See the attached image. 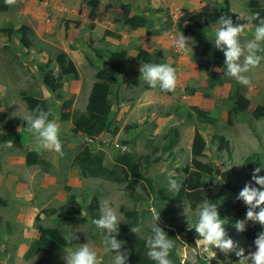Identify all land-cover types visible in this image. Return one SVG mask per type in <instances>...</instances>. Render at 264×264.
<instances>
[{"label":"rangeland","instance_id":"obj_1","mask_svg":"<svg viewBox=\"0 0 264 264\" xmlns=\"http://www.w3.org/2000/svg\"><path fill=\"white\" fill-rule=\"evenodd\" d=\"M134 2L43 0L38 3L35 0H16L15 5L1 8L0 29L9 28L13 33L10 37L0 33V264H65L63 256L86 242L98 252L102 264H113L114 253L102 251L103 235L90 224L88 206L91 200L100 205L108 199L123 214L126 209L136 208L141 231L134 235V239L151 236L155 224L153 210L162 212L166 205L155 200L149 190L139 191L144 200L134 205L125 195V184L114 183L107 178V173H103V177L89 178L86 167L92 155L103 154L102 165L109 170L117 153L133 152L146 165V176L154 179L156 187H165L171 198L177 193L169 191L170 175L178 183L185 179L192 182L183 168L190 165V148L195 133L200 134L207 144L202 157L197 159L212 163L218 169L215 176L206 180L208 188L203 189L209 196L208 200L217 205L228 235L244 248L245 254L255 251L253 241L247 240L233 227L237 219L225 210L220 197L230 194L227 189L230 184L241 189L245 183L257 186L251 180L256 168L261 169L258 175L264 176V118L258 116V108L264 107V60L247 73L252 80L249 88L228 77L226 69L204 70L199 57L204 43L214 42L218 26L200 17L203 12H209L224 2L233 23L246 24L242 42L253 37L256 23L252 20L248 25L247 22L254 14L244 5V0H201L200 6L190 12L199 20L192 33H183L176 28L180 13L175 19L169 15L171 22L168 17L155 22L157 28L148 25L134 32L120 21L122 15L132 11ZM260 5L264 8V0H260ZM91 10L95 12L97 23L89 19ZM239 14H243V21L237 19ZM18 29L27 46L20 40L22 35L15 33ZM181 33L194 39L193 54L184 55L173 46V39ZM158 37L166 43L162 49L155 47L156 40L152 39ZM138 41L152 51L163 52L166 57L158 62L176 69L178 84L174 92L165 94L159 87H147L148 84L140 78L139 68L144 63L133 60ZM117 48L127 57L126 71L116 76L117 83L112 87V95L104 111L111 119L109 130L116 126L117 133L114 136L105 133L90 143L85 137L70 133L69 118L73 111H84L95 74L107 69L105 60L108 53ZM61 52H65L73 62L76 76L63 78V98L58 100L55 93L46 90L41 75L46 64L55 68V58ZM191 91L194 97H191ZM229 94L246 97L248 110L228 116L227 111L231 108L227 100ZM26 95L47 100L49 112L60 126L63 156L39 149L32 134L22 129L23 117L28 114L22 99ZM70 98L72 105L65 113L67 117L60 121L61 103ZM193 107L212 115L216 119L215 125H199ZM128 126L135 127L129 129ZM214 134L227 138L229 152L217 151L211 145L210 139ZM172 141L175 144L171 145ZM121 142H128L125 149ZM29 152L37 155L36 164L31 166L25 164ZM145 158L148 164L144 162ZM89 170L93 167L90 166ZM212 195L215 197L211 198ZM176 204L173 220L166 227L177 236L179 243L175 254L180 258V264H236L238 258L234 253L226 256L213 249L217 256L209 261L196 242L194 248L184 245L183 233H179V229H189L188 225L196 222L200 207L191 209L183 200ZM62 206L77 210L74 219H86L83 224H70L64 228L66 234L75 232L77 239L66 248L42 250L25 257L30 244L39 236V228L58 225L63 218L59 213ZM166 219L161 216L157 223ZM253 224L249 222V226ZM168 229L164 230L169 232ZM124 250H127L125 245L121 251Z\"/></svg>","mask_w":264,"mask_h":264},{"label":"trees","instance_id":"obj_2","mask_svg":"<svg viewBox=\"0 0 264 264\" xmlns=\"http://www.w3.org/2000/svg\"><path fill=\"white\" fill-rule=\"evenodd\" d=\"M36 1L40 2L42 0ZM5 5V0H0V10ZM219 5V7H214L209 12H203L200 17L212 24L217 23L218 18L222 15L230 17L232 16L224 2L223 4ZM247 5L252 14L259 13L260 17L264 18V9L257 1L250 0L247 2ZM154 11L158 12L159 10ZM89 17L93 18L94 12H90ZM120 20L124 25L131 29L143 28L147 25V20L139 15L128 16V14H124L121 16ZM254 22L258 23V21L255 20ZM184 24L187 25V29L183 27ZM198 25V17L192 14H184L179 17L178 21L176 22V28L183 33H188V31L192 33L194 29L198 27ZM0 33L4 35L6 34L10 37L13 31L9 28L0 29ZM15 33H20L22 35L20 40L24 45L27 46L28 44L22 32L18 29L15 31ZM135 48L136 55L133 60L135 59V61L141 63L160 64L158 60L162 57L161 51L155 50L149 52L143 49L140 45H137ZM199 57L203 61L202 65L204 69L207 71L212 69L223 71L226 69L224 66L225 58L223 53L217 50L214 47V43L211 41H206L204 43L202 49L199 52ZM126 62L127 57L122 51L116 50L114 52L108 53L107 61L105 62L107 69H101L95 74V81L91 85L84 111H73L71 114V134L74 136L81 135L89 139L91 141L90 143H94L105 133H108L111 136L116 135L117 127H113L112 131L109 130L111 119L105 114L104 111L108 99L112 95V87L117 83L116 76L123 75L126 71ZM42 73V84L49 93H55L56 99L60 100L63 98V78L70 75L76 76V68L68 56L64 52H61L55 58V68L49 66V64H46V67ZM147 87H149V85H147ZM22 99L29 113L37 107L49 112L47 102L43 99L31 95L23 96ZM227 99L233 104L228 116H231L232 114L239 115L240 113L247 110L249 101L243 97L242 94H229ZM71 105V98L68 100H63L60 107L61 120L65 119L64 117H66L67 114L64 113H68ZM192 109L197 114V121L199 125H215L216 120L215 118L211 117L209 113L202 111L197 107H193ZM258 115L264 118V107L258 108ZM49 120H51V115H49ZM26 126V121H24L22 124V129L25 131H27ZM134 127L135 126H128L129 129ZM121 143L124 146L128 145V142ZM210 143L217 148V151H230L229 141L223 135L214 134L210 139ZM170 144H175V142L172 141ZM204 148V139L200 134L195 133L191 142L190 165L183 168V172L192 180V182L190 183L187 181V179H185L186 181L184 180L182 183H180L181 189L179 193L171 198L168 197L167 189L165 187H156L154 179L148 178L146 176V165L144 166V163H142V161L130 151L117 153L114 157V164L109 170H106V168H104L102 165L103 154L99 153L92 155L91 160H89L88 166L86 167L88 170V172L86 171V174L89 178H96L103 177V173H107V178L112 180L114 183L119 185L125 184V195L129 200L133 201L134 205L144 200V197L141 196L140 193L147 192L149 190L151 196H153L155 200H158L159 203L164 202V205H166L165 210L160 212V218L161 216H164L167 217V219L162 220L159 226L163 229H168L166 227L169 226L167 223L173 220V215L176 213V203L183 200L187 202L191 209H195L209 198L208 194L204 191L205 188H208V182L206 180L215 176L218 173V169L212 163H203L197 159L202 157ZM36 157L37 155L34 152L27 153L25 157V164L27 166L36 164ZM144 162L148 164L147 158H145ZM90 166L93 167V170H89ZM227 189L230 191V194H225L220 197L225 210L232 212L233 216L238 220H243L246 215L247 206L243 203V201L237 199L240 188L237 187L236 184H230L227 186ZM213 197L215 196L212 195L211 198ZM92 200V203H90L88 206L90 224L96 232L103 235L102 232L97 229L95 224L92 222L94 219L99 218V205L97 204L96 200ZM59 213L63 218L56 227L38 229L39 236L37 240L30 244L25 257L33 255L41 250L53 251L70 245L63 239L66 233L62 228L70 224L76 225L78 223L83 224L86 222L85 218L74 219V217L77 215V210L73 208L62 206L59 209ZM124 217L127 223L120 224L119 235L116 238L125 242L124 245L127 248L128 253L127 264H155V262L150 260L147 256V239H134L135 233L131 232L133 227H137L140 224V216L136 208L126 209L124 211ZM248 223L249 221L247 222L246 230L243 232V235L246 236L247 240L254 241L257 234L261 231H264V228H262L259 223H255L252 227H250ZM183 229L185 228L179 229V233H183L184 240L182 243L189 247H194V240L198 238L194 229ZM168 230L169 232L166 230L164 231L175 241L176 247V245L179 243L176 239L177 236L170 229ZM170 259L173 261V264H180L181 260L175 254V248L170 254ZM186 264L191 263L187 262Z\"/></svg>","mask_w":264,"mask_h":264},{"label":"clouds","instance_id":"obj_3","mask_svg":"<svg viewBox=\"0 0 264 264\" xmlns=\"http://www.w3.org/2000/svg\"><path fill=\"white\" fill-rule=\"evenodd\" d=\"M247 2L246 6H248ZM257 2L260 4V0ZM15 3L16 0H5V4L8 6H13ZM151 10H149V12L156 13L154 10L157 9ZM90 12L94 11H89L88 16ZM180 14L181 16L184 14L190 15V13L185 9L181 10ZM167 17L170 21V16L167 15ZM179 17L177 18V21ZM95 18L96 15L94 12V17H89V19L93 22ZM237 19L243 21V14H239ZM252 20L258 21V23H256L254 26L253 37L251 39H245L242 42L241 38L245 35L246 24H234L230 16H220L217 20L218 26L215 29L214 42L211 41L214 43V47L221 51L224 55V66L226 67L225 74L228 77L234 79L241 86L249 88L252 86V80L247 75V73L257 68L261 61L264 60V55L260 54L264 53V18L260 17L259 13H256L253 15L252 19L247 22L248 25L252 24ZM147 26L148 20L145 27ZM184 26H186L185 29H187V25L184 24L183 27ZM117 38H119V36ZM194 43L195 41L192 37H185L182 33L173 39V46L184 55H188L189 53L193 54L192 45ZM116 50L109 52H114ZM165 56L166 55L162 52V57L159 59V61H162L163 58L165 59ZM106 61L107 59L105 62ZM139 72L140 78H142L151 88L159 87L162 93L165 92V94H170L176 90L178 84L176 69L169 64L144 63L141 64ZM190 94L191 97H193L192 91ZM45 101L47 102V100ZM230 105L232 108L233 104L230 103ZM229 111H227V115ZM60 112L58 114V119L61 121ZM49 115H51V113L37 107L30 113L28 112V114L23 117V122L26 121V129L32 134L33 139L39 149L52 151L58 156H63L64 153L62 140L60 138V126L58 122L54 121L56 119L53 118L52 115L51 120H49ZM66 117L64 118L66 119ZM211 117L213 116L211 115ZM85 139L91 142L89 139ZM205 145H207L206 142ZM260 171V168L254 169L251 177V180L257 186H253L252 183H245L242 189L241 187L237 186L240 188L237 199L243 201V203L247 206L245 218L243 220H238L236 218L237 220L233 225L237 233H243L246 230L248 221H252L254 224L259 223L261 227L264 228V176L258 175ZM168 185L170 192L177 194L179 193L181 184L178 183L176 179L171 178V175L168 180ZM199 207L200 210L198 212V219L194 224L188 225V227L189 229H194L198 236V238L194 240V243L196 242V244L199 245L202 254L206 255L209 261L215 259L217 256V252L213 249H218L220 253H223L226 256L229 253H234L238 258L236 264H264V231L258 233L253 241L255 251H250L246 255L244 248L240 247L239 243L234 241L228 235L225 228V221L224 219H221L217 205L206 199ZM153 217L155 224L151 229L152 235L146 240V247L148 249L147 256L150 260L154 261L155 264H173V261L170 259V254L175 248V241L170 238L164 229L157 223L160 218V211L153 210ZM92 222L103 234L102 251L104 253H114L113 264H127V250L121 251L125 242L116 238L119 235V226L121 222L127 223L126 219L124 218V214L119 210V208L114 207L111 201L105 199L99 205V218L94 219ZM65 227L66 226H64L62 229ZM140 231L141 228L139 226L133 227L131 229V232L135 234ZM63 239L66 243L71 245V243L77 239V236L75 235V232H69L63 237ZM63 259L65 264H102V258L98 255V252L87 242L79 244L76 250L64 255Z\"/></svg>","mask_w":264,"mask_h":264},{"label":"crops","instance_id":"obj_4","mask_svg":"<svg viewBox=\"0 0 264 264\" xmlns=\"http://www.w3.org/2000/svg\"><path fill=\"white\" fill-rule=\"evenodd\" d=\"M124 1H127V0H124ZM130 1H133V0H130ZM134 1H135L134 6L131 7L132 11L128 13V16H133V15L142 16L148 20L149 26H153L154 28H157V26L155 25V22H160L161 20L164 21L167 18V15L168 16L170 15L171 19H175L177 17V14L180 13V11L185 9V8H188L187 11L189 13L194 12L195 11L194 8L196 6L197 7L200 6L201 0H134ZM247 1L248 0H244L245 6H246ZM149 9H158L159 11L154 13V12H149ZM152 20L154 22H151ZM170 22H171V20H170ZM93 23H97L96 18L93 20ZM172 24L174 25L173 22H172ZM184 28H186V26H184ZM141 29H143V28L132 29V31L137 32ZM173 30H175V28ZM119 38H120V36H119ZM152 39L156 40L155 44H157V45L155 47H157L158 49L164 48L163 44L165 43V41L162 37L152 38ZM140 43L141 42H139V44H137V45H140L143 49H145L149 52H151L153 50V49H150L144 45L142 46ZM132 123H135V122H132ZM130 131H133V130H130Z\"/></svg>","mask_w":264,"mask_h":264}]
</instances>
